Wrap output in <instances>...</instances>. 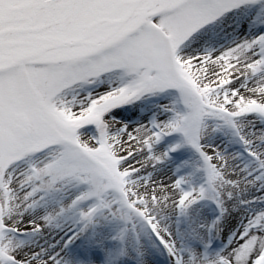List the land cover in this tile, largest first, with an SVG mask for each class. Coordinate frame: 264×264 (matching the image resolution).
I'll return each mask as SVG.
<instances>
[{
    "label": "snow or ice",
    "instance_id": "obj_1",
    "mask_svg": "<svg viewBox=\"0 0 264 264\" xmlns=\"http://www.w3.org/2000/svg\"><path fill=\"white\" fill-rule=\"evenodd\" d=\"M0 264H264V0H0Z\"/></svg>",
    "mask_w": 264,
    "mask_h": 264
}]
</instances>
